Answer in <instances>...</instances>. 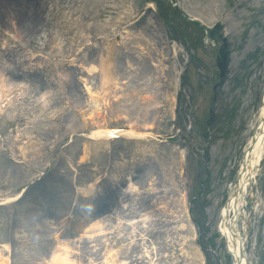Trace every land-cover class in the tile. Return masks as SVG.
<instances>
[{"label": "rangeland", "instance_id": "374dc122", "mask_svg": "<svg viewBox=\"0 0 264 264\" xmlns=\"http://www.w3.org/2000/svg\"><path fill=\"white\" fill-rule=\"evenodd\" d=\"M192 17L206 26L218 23L210 35L218 42H212ZM124 30L151 39L131 49L141 48L143 57L142 68L131 83L140 85L139 74L153 70L156 75L150 80L160 84V92L167 91V96L150 101L146 116L133 110L131 102L150 97L131 92L123 80L127 53L109 52L112 47L122 49ZM96 56L107 58L110 78L111 73L119 74V84L111 93L116 100L109 104H123L127 117L112 106V111L106 108L96 114L86 105L79 82L93 78L99 89L100 73L87 76L83 72L85 65L97 66ZM224 57L225 70L218 64ZM0 69L7 78L28 85L25 95L11 93V104L0 110V198L23 189L19 198L0 204V249L9 264H36V260L20 257L18 251H31V245L46 249L54 241L48 238L49 231L66 236L76 224L71 217L75 207L85 200L83 209L76 210L80 216L85 211L98 214L102 207L109 209L103 212L108 216L120 205L115 186L120 188L127 175L135 178L148 166L156 180V201L165 204L149 207L162 211L164 225L183 222L185 237L194 235L193 231L197 235L196 227L190 229L191 221L186 219L187 200L191 199L190 218L200 227L202 247L214 253L217 264L232 263L217 225L264 92V0H0ZM176 71L182 72L178 78ZM153 81L147 83L148 88L154 89ZM111 87L112 80L104 91ZM45 89L51 90L52 100L35 104ZM69 100L85 103L78 106L85 113L76 108L67 113ZM130 124L146 129L152 138L136 146L130 140L105 144L88 137L97 125ZM181 154L187 158L183 173L178 164ZM253 181L244 198L238 230L247 264H264V159ZM91 183L98 194L83 198L80 189ZM148 188L136 196V205L152 198ZM35 193L54 198L46 204ZM56 209L63 212L61 222L58 219L52 229L35 228L43 214L52 215ZM187 238L190 256L182 263L214 264L212 255L199 251L197 240ZM73 244L80 251L75 255L79 262L88 264L84 258L91 245ZM145 255L130 264L151 263Z\"/></svg>", "mask_w": 264, "mask_h": 264}, {"label": "bare ground", "instance_id": "6f19581e", "mask_svg": "<svg viewBox=\"0 0 264 264\" xmlns=\"http://www.w3.org/2000/svg\"><path fill=\"white\" fill-rule=\"evenodd\" d=\"M127 33H130L127 37L126 35H122L123 37H121V42L119 44L120 46L137 47L138 43H143L144 45H146L151 41L150 38L136 36L137 33L131 32L130 30H126V34ZM147 41L149 42L147 43ZM160 52L161 50L158 51V53ZM138 53L139 56H142L141 48H139ZM140 60V58H137V60L131 58L126 59L128 72L126 73L125 78H127V85L131 92H134L138 95L145 93L147 95V98H151L144 99L143 97H141V101L136 100L135 103H133V101L131 102L133 110L139 111L142 116H146L147 114H150V112L148 111V108L151 104L150 101H152V99L158 101L159 98L167 96V91L165 90L163 91V93L160 92V84H158L156 80H150L153 78V75H156L153 70L142 75L139 74L138 79L140 85L136 86L135 84L131 83V81L134 80L138 69L142 68L143 61L140 62ZM97 68L101 71L100 76L98 77V85L100 93H102L104 92L105 86H108V83L110 81L109 73L107 71V68L105 67V61L103 60V58L99 60ZM87 70L88 73H92L96 71V67L90 65L87 67ZM179 73L180 71H176V76L179 75ZM115 80H117V78H115ZM150 81H153L151 84L155 85L154 89H150L147 87V83H149ZM117 84H119L118 81H115L113 85L117 86ZM92 85L94 86L95 84H87L85 81H83L81 88L82 90L85 89L88 98L87 101L89 102L90 107H94L93 111H95V113L97 114V111L100 108L99 97H101V94L98 95L99 92H92ZM141 85H143V88L140 87ZM26 86L27 85H25L24 83L14 82L12 78H6L5 76H3V73L0 69V110L6 103H9V105L11 104L12 96L9 94L12 93L13 90L16 89V87H20L21 91H23L26 89ZM176 89L177 88H175V90ZM16 90L19 91V93H17L16 95L19 96V94H22L20 93L19 89ZM41 94L42 96L46 97L50 96L52 93L51 91L46 90L44 92H41ZM22 98L23 97H21V99ZM29 101H31V99H29ZM139 103H142L144 105H139ZM103 105L105 107L111 108V111L113 110L111 105L109 104V101L105 100L103 102ZM117 110L118 112L121 111L120 114H123L125 115V117H127L125 108L121 109L118 106L116 111ZM7 115L9 117L12 116V112H9V114ZM263 117L264 92L261 97V105L258 111V123H256V127L254 126L252 128V132L247 140L245 147L243 148L239 164V170H245L241 177L238 179V183L240 184V186L243 183L242 187L244 188L243 193L245 195L248 192H246V188L251 184L252 180L255 177V171H257V168L259 166L258 159L260 157V154L264 150V121L261 120ZM106 128L107 127L105 126L97 125L89 131L88 137L91 140H94L96 142L101 141L105 144H110L111 141H121L120 139L109 141L102 140L103 133ZM127 129L128 130L123 133L122 139L133 141L136 146H141V142L143 140H146L150 136H152V134L150 132H147L146 129H135L131 124ZM249 146L252 147L251 150H249ZM150 170L151 168L149 166L144 167L137 174H135V178H133L131 175H127V179H124V183L121 184L120 188L115 186L114 189H116V191L118 192L117 197L119 198L120 205L116 209H114L110 215L104 217H95L94 215H92V213L90 214L84 212V214L80 216L78 214L79 212H77L76 210L83 209V207L85 206V204L83 205V203L86 202L85 200L81 205L79 204V207H75L76 214L75 216L71 215V217L75 219L76 224L70 226L71 231H68L66 236L62 235L59 237L58 235L52 233V231H49L48 238H54L52 244L50 243L46 249H36L33 248L32 245L31 251H27L26 249L22 248L20 251H18L19 253H22L20 257H28L29 259L27 261L36 260V264H81L78 258L75 256L79 255L80 251L75 249L73 243L77 242L78 244L79 242H87L91 245L89 247H92L89 253L85 254L86 257L84 258L85 263L87 261L88 264H96L95 259H98L97 264H127V261L124 258L125 255H128L127 258L131 260L132 257H136L138 256V254L140 255V252L142 250V252L147 256H149V253L153 254V258L150 257L149 259V261L151 260V263L147 264H186L185 262L182 263V258H187L188 256H190L188 250L184 248L187 237L183 236L179 232L180 229L183 230L185 228L184 223L181 222L179 224H175L172 222V225L165 223L164 226L163 216L161 215L163 214L162 211H160L159 209L158 211L156 209H149L146 206L138 207V205H136V196L143 191V187L148 185V189L150 190L149 193L152 194L156 193L158 190L157 186H155V177L152 175ZM249 176L251 177L250 179ZM95 181H97V178L95 179ZM145 181H147V183L144 186ZM80 190L81 192H79L84 194L83 198L87 199L92 197L93 193L97 195L98 193L96 191H99L94 183H91L87 185V187L81 188ZM22 192L23 189L17 191V193L12 196H5L0 198V204L9 203L19 198ZM243 193L239 194L237 186L231 188V192L229 193L226 200V207H224L223 205L220 209V218L222 219V221L220 225L219 223L217 225L219 233L225 240L226 249L233 259L232 264H247V260L244 255V240L238 231L237 224L239 218L242 216L241 208L243 207V205H245ZM35 197L37 199H45L44 201L45 203L47 202L46 204H48L49 201L54 198L53 195L47 197L42 194L40 195V193H35ZM182 200H184L183 197ZM146 204L149 206L159 204L157 208H163L165 206V204H162V206L160 201H156V197L154 196V194ZM61 213H63L61 209H56L54 210V214H52L51 216L46 215L45 217V215H43L44 217L42 216V219L38 221L35 228L46 227L48 229H52L54 223L58 222V219L59 221L61 219H64L60 218L59 215ZM156 225L162 227V232L156 230V232L159 233L155 239L151 238L150 240H144V237H146L144 231L150 227L154 228ZM113 233H115L114 237L109 235ZM190 239L192 240L193 237H191ZM158 241L166 242V244L163 246L162 253L158 247ZM114 242L116 243L114 244ZM92 244H95V246H92ZM4 248L7 247L4 245ZM135 249L137 253L133 255L132 253ZM92 253L96 254L95 257ZM198 254L199 258L202 259L200 253ZM159 256L161 257L159 258ZM154 258H158L157 261H155ZM0 264H9L8 256L2 254L1 249ZM190 264H194L193 261H190Z\"/></svg>", "mask_w": 264, "mask_h": 264}]
</instances>
